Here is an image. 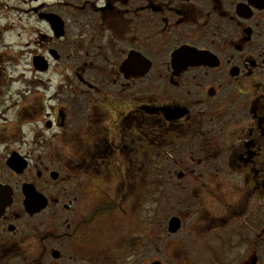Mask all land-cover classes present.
<instances>
[{
  "label": "flooded vegetation",
  "instance_id": "obj_1",
  "mask_svg": "<svg viewBox=\"0 0 264 264\" xmlns=\"http://www.w3.org/2000/svg\"><path fill=\"white\" fill-rule=\"evenodd\" d=\"M0 264H264V0H0Z\"/></svg>",
  "mask_w": 264,
  "mask_h": 264
},
{
  "label": "rangeland",
  "instance_id": "obj_2",
  "mask_svg": "<svg viewBox=\"0 0 264 264\" xmlns=\"http://www.w3.org/2000/svg\"><path fill=\"white\" fill-rule=\"evenodd\" d=\"M11 113H9L10 115ZM168 192H172V190L170 189V187H167V193ZM171 212V209L167 210V216H169V213Z\"/></svg>",
  "mask_w": 264,
  "mask_h": 264
},
{
  "label": "water",
  "instance_id": "obj_3",
  "mask_svg": "<svg viewBox=\"0 0 264 264\" xmlns=\"http://www.w3.org/2000/svg\"><path fill=\"white\" fill-rule=\"evenodd\" d=\"M175 220H173V222H174Z\"/></svg>",
  "mask_w": 264,
  "mask_h": 264
}]
</instances>
